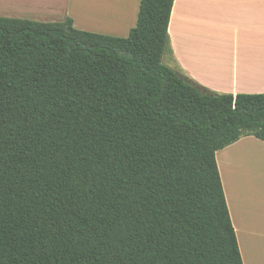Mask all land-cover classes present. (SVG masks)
I'll use <instances>...</instances> for the list:
<instances>
[{"label":"trees","instance_id":"16d2710c","mask_svg":"<svg viewBox=\"0 0 264 264\" xmlns=\"http://www.w3.org/2000/svg\"><path fill=\"white\" fill-rule=\"evenodd\" d=\"M174 2L126 37L0 16V264H244L216 154L264 93L163 63Z\"/></svg>","mask_w":264,"mask_h":264},{"label":"crops","instance_id":"0c3cea01","mask_svg":"<svg viewBox=\"0 0 264 264\" xmlns=\"http://www.w3.org/2000/svg\"><path fill=\"white\" fill-rule=\"evenodd\" d=\"M0 1L3 17L41 22L70 17L80 30L120 37L136 25L141 3ZM98 3L99 11L92 10ZM169 37L171 67L181 75L217 94L264 93V0H175ZM259 155H264V140L251 135L216 154L244 264H264V184L255 173Z\"/></svg>","mask_w":264,"mask_h":264},{"label":"rangeland","instance_id":"374dc122","mask_svg":"<svg viewBox=\"0 0 264 264\" xmlns=\"http://www.w3.org/2000/svg\"><path fill=\"white\" fill-rule=\"evenodd\" d=\"M91 7L93 8L92 10H95V9L98 8V11H99L100 7H102V6H101V4L98 3V4H93ZM93 20L96 21V19H93ZM172 62H173L172 55L170 54L169 49H167L165 51V53H164V56H163V63L165 65L171 67L173 65ZM253 153H255V152H253V151H250L249 152V154H253ZM260 158H261L260 159L261 161L259 163H256L257 168H256V172L255 173H256V175H257L258 178H260V179L263 180V181H260V182H263V184H264V160H263L264 159V155L263 156H260ZM262 191L264 192V190H262Z\"/></svg>","mask_w":264,"mask_h":264},{"label":"bare ground","instance_id":"6f19581e","mask_svg":"<svg viewBox=\"0 0 264 264\" xmlns=\"http://www.w3.org/2000/svg\"><path fill=\"white\" fill-rule=\"evenodd\" d=\"M5 1V0H4ZM47 1V0H46ZM55 1H57V0H55ZM1 2V1H0ZM33 1L31 0V3H32ZM75 2H76V0H75ZM91 2V1H90ZM118 2V1H117ZM122 3H124V1L122 0ZM51 4H52V2H51ZM120 4V3H119ZM119 4H118V6H119ZM3 5V4H2ZM4 5H6V4H4ZM121 5V4H120ZM130 5V4H129ZM115 6V5H114ZM6 7V6H5ZM121 7H123V6H121ZM10 8V7H9ZM116 9V8H115ZM121 9V8H120ZM123 9V8H122ZM80 12H82V11H80Z\"/></svg>","mask_w":264,"mask_h":264}]
</instances>
